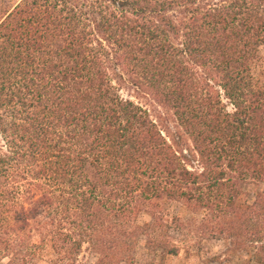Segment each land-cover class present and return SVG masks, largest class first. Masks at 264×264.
<instances>
[{
    "label": "trees",
    "instance_id": "16d2710c",
    "mask_svg": "<svg viewBox=\"0 0 264 264\" xmlns=\"http://www.w3.org/2000/svg\"><path fill=\"white\" fill-rule=\"evenodd\" d=\"M261 46L264 0H19L0 12V261L48 248L75 264L87 243L95 264H133L140 236L175 254L167 231L187 209L264 264V190L250 204L241 192L264 183ZM124 82L171 109L192 150L121 97Z\"/></svg>",
    "mask_w": 264,
    "mask_h": 264
},
{
    "label": "rangeland",
    "instance_id": "374dc122",
    "mask_svg": "<svg viewBox=\"0 0 264 264\" xmlns=\"http://www.w3.org/2000/svg\"><path fill=\"white\" fill-rule=\"evenodd\" d=\"M19 0H0V12L12 7ZM253 74L264 85V46L259 48V57L253 66ZM118 92L121 97L130 99L143 106L148 111L150 118L155 121L162 135L168 142L172 141L175 134L182 135L184 147H191V142L187 135L178 126L173 111L159 103L151 94L140 92L128 82L119 85ZM227 108L231 106L228 104ZM192 150V148H190ZM198 169L197 161L193 160L189 166ZM264 190V183L246 182L242 186L245 202L250 204L254 201L256 194ZM178 205H173L169 209V214H175ZM180 217L185 220L183 229L181 226L169 229L168 234L173 243L177 246L175 254H166L157 247H147L145 236H140L132 251L133 264H255L250 257L248 249L236 248L230 239L211 235V229L203 225L202 218L204 212L198 214L189 210H180ZM149 222L150 218L144 214L138 222ZM202 225V229H198ZM194 227V229H193ZM97 255L90 249L87 243H83L75 264H95ZM6 258L0 264L6 262ZM56 256L48 248L43 249L33 259L31 264H55Z\"/></svg>",
    "mask_w": 264,
    "mask_h": 264
}]
</instances>
